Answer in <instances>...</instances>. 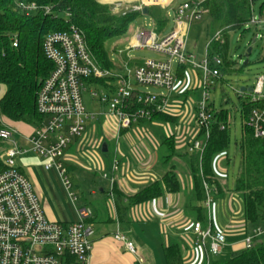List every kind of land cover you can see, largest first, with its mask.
<instances>
[{
	"label": "built area",
	"instance_id": "built-area-1",
	"mask_svg": "<svg viewBox=\"0 0 264 264\" xmlns=\"http://www.w3.org/2000/svg\"><path fill=\"white\" fill-rule=\"evenodd\" d=\"M209 1L183 0L176 3L177 0H110L108 4L114 12L123 15L128 12L143 13L144 7L150 9L158 6L165 11L169 10L170 17L172 10L174 22V28L166 34H162L163 30L136 26L130 40L126 41L123 37L113 41L110 56L115 52L124 59L122 68L114 63L118 67L116 72L103 69L96 63L85 34L75 24H70L67 30L51 32L45 36L43 49L53 69L42 81L37 93V110L43 117L42 124L34 127L32 135L26 138L28 147L17 138L22 136L25 140L23 133L14 128L0 127V144L3 148L0 159L6 164V169L0 172V264H67L68 258L73 259L72 264H89L94 248L95 231L88 222L92 211L88 207L78 208V218L69 223L49 219L32 181L17 166L18 157L29 152L36 153L46 170L57 171L70 199L75 203L78 197L74 184L63 164L64 154L75 137L82 134L88 122L102 115L113 119L119 136L123 129L143 119H152L157 112H164L173 95L180 89L179 71L184 67H190L198 73L201 99L195 109L196 123L199 133L204 131V136L209 137L215 107L214 102L210 101V92L222 78L219 67L222 59L208 56L209 43L204 59L198 62L195 52L189 51L186 45L190 26L203 13L210 12L206 8ZM18 6L27 14L42 9L45 13L51 12L50 7H40L36 3L22 1ZM261 20V17L254 15L250 25H258ZM221 34L219 30L214 39H219ZM122 40L126 41L124 47L120 43ZM14 46H17V42H14ZM136 49L152 50L160 58L145 59L138 66L131 67L126 60L127 55ZM110 78H114V81ZM100 80L109 81L105 84L100 83ZM93 85L100 87V90ZM263 86L264 76L261 75L253 87V101L264 98ZM152 88L158 91L152 92ZM85 91L90 93L93 102L106 104L107 111L101 113L89 110L84 101ZM105 91L113 93V97H108ZM241 93L238 91V94ZM247 125L255 137H263L264 108L254 109ZM204 147V141L198 135L189 144V151L200 153L202 159ZM118 169L119 160L115 159L112 172ZM103 177L110 180L112 190L114 178L109 177L108 173H104ZM204 187L208 221L204 224L195 220L187 227L195 255L192 264H210L211 257L222 253L230 233L229 229L213 227V199L207 182H204ZM242 233L245 235V249H249L254 239L264 233V229L256 227L252 233L243 229ZM114 238L137 261H143L135 242L119 228Z\"/></svg>",
	"mask_w": 264,
	"mask_h": 264
},
{
	"label": "crops",
	"instance_id": "crops-1",
	"mask_svg": "<svg viewBox=\"0 0 264 264\" xmlns=\"http://www.w3.org/2000/svg\"><path fill=\"white\" fill-rule=\"evenodd\" d=\"M99 1L104 4L110 2ZM126 60L131 67L138 66L144 61L129 58ZM179 81L180 89L173 95L164 112H157L152 119H143L123 129L119 136L113 119L102 115L87 123L82 134L75 137L64 154V166L66 164L72 168L79 166L93 174L92 177H84L80 173H75L71 179L76 180L74 188L79 192L82 208L88 207L92 211V217L88 221L95 235L89 264H158L155 259L156 249L164 253V246L176 242L181 246L185 264H192L194 261L195 255L187 227L196 220L194 207L200 204L193 198L195 184L189 163L193 153L189 151V144L199 135L195 110L200 100L199 76L194 69L184 67L179 71ZM4 91L5 88L3 93ZM244 92L250 93L248 89ZM88 109L101 113L107 111L104 105ZM0 118L5 121L3 126L17 129L25 135V140L22 136L17 138L28 147L26 138L32 135L34 126L11 121L1 114ZM171 143L174 154L165 161L172 153L169 149ZM31 153L37 158H33L34 160L43 164L41 158L34 152L22 157ZM108 158L111 160L108 161ZM115 159L119 160V169L112 172ZM21 162L19 166L32 181L48 218L61 223L75 221L77 215L70 219L63 212L55 213L51 206L52 202H58V194L63 191V186L55 173L52 175L58 181L60 189L58 186H52L50 182L39 180L30 159L27 160L25 157V162ZM230 163L231 159L226 150L216 154L212 160V168L217 183L207 184L213 199L211 208L213 227L229 229L225 247L231 246L235 252H240L245 250L243 229L252 233L256 227L263 229L264 227L247 223L243 196L235 188L236 179L231 177V180H228ZM171 168L179 177L178 192L167 190L162 181L165 172ZM104 173L114 178L115 190H111V182L103 177ZM156 182L162 183L161 196L129 204V197ZM116 191L122 194L121 201L125 206L121 215L118 212ZM204 204L203 206L206 205ZM118 228L135 242L142 262L137 261L136 257L127 252L123 244L114 238ZM263 239L264 233L259 235L258 242Z\"/></svg>",
	"mask_w": 264,
	"mask_h": 264
},
{
	"label": "trees",
	"instance_id": "trees-1",
	"mask_svg": "<svg viewBox=\"0 0 264 264\" xmlns=\"http://www.w3.org/2000/svg\"><path fill=\"white\" fill-rule=\"evenodd\" d=\"M22 1L36 3L40 7H50L51 12L45 13L42 9L27 14L18 6ZM253 1L211 0L207 3L222 32L219 39L210 43L208 56L213 58L215 53L219 55L222 59L219 66L221 72L234 69L235 62L229 59L230 33L248 30L255 15ZM261 8L264 10V4ZM63 13L68 16L67 19L62 17ZM149 13L159 27L165 25L164 9L153 6L150 7ZM138 14L139 12H128L123 15L114 12L110 5L99 0H0V84L5 87L0 97L1 116L34 127L42 124L43 117L37 110V93L42 81L53 69V64L46 58L43 49L47 34L67 30L70 24H75L85 34L96 63L103 69L115 71L116 65L111 59L109 46L127 34ZM14 42H17V46H14ZM110 79L114 81V78ZM107 81L109 80H100V83L106 84ZM258 108H264V98L253 101L250 97L241 106V172L236 178L235 188L243 196L247 223L264 227V136L255 137L253 130L247 125L251 112ZM231 118L232 115L227 109L214 107L209 137L204 136V131L199 133L205 146L202 159L200 153H193L189 159L195 184L193 198L200 204L194 207L196 220L204 224L207 223L208 217V209L204 204L207 199L204 182L217 183L212 160L230 145ZM169 149L172 153L165 161L174 154L172 143ZM5 169L6 164L0 159V172ZM162 181L167 190H180L179 177L173 168L165 172ZM162 194V183L156 182L128 200L129 204H137ZM116 200L121 215L125 206L121 201L122 194L118 191ZM258 239L259 237L254 239L251 248L234 254L226 261L211 257L210 264H264V239L260 242ZM163 251L167 264H185L179 243L164 246ZM72 260L68 258L67 264H72Z\"/></svg>",
	"mask_w": 264,
	"mask_h": 264
},
{
	"label": "rangeland",
	"instance_id": "rangeland-1",
	"mask_svg": "<svg viewBox=\"0 0 264 264\" xmlns=\"http://www.w3.org/2000/svg\"><path fill=\"white\" fill-rule=\"evenodd\" d=\"M183 0H177L176 3L182 2ZM107 4V3H106ZM264 4V0H254L253 1V10L254 14L257 18H262L260 23L258 25H250L248 27V30H236L230 33V57L229 59L233 60L235 62L234 69L233 70H222V78H220L215 84L213 89L210 92V101L213 103L217 109H227L229 113H231V129H230V145L228 149L226 150L229 153V157L231 159V163L229 166V177L228 180H231V177L235 178L239 175L241 171V154L239 150V143L242 138V124L243 120L240 114L241 106L243 102H245L248 98L253 96V93H241L238 94V91H241L242 87H254L257 82V78L261 75L264 76V10H262L261 6ZM109 5V4H108ZM206 8L210 9L209 6L206 4ZM169 10L165 11L163 13V16L165 19H167L165 25L163 27H159L158 23L154 22L152 19V16L150 14H143L139 13L134 23L131 25L130 29L128 30L127 34H125V40H130L133 35L136 26L142 27L145 26L148 29L152 30H163L162 34H166L171 32V30L174 28V22H173V11L171 10V14L169 17L168 14ZM62 17L67 19V15L65 13L62 14ZM219 31L218 23L216 18L211 14V12L203 13L201 15L200 19H197L193 22V24L190 26L188 36H187V49L191 52H195L197 55V61L200 62L204 59L205 54L207 52V44L211 43L217 32ZM255 34H258L257 39L254 44L251 43L252 38ZM125 40L120 41L122 44V47H124V44L126 43ZM112 45L109 46L110 49H112ZM252 47V51L250 54L247 55L248 48ZM111 57L114 61V63L119 67H124V59L116 54L115 52L111 53ZM213 57H219L217 53L214 54ZM127 58L129 59H158L160 58V55L155 53L152 50L149 49H136L132 50L128 53ZM116 67V69L118 68ZM115 72L118 71V69ZM86 86L89 87V85L86 84ZM93 87L98 90H100V87L93 85ZM5 87L0 84V96L3 93V89ZM152 92H157L158 89L152 88L150 89ZM264 90V86H263ZM106 95L108 97H113V93L109 91H105ZM84 101L88 108H91L93 106L102 107L100 104L93 103L90 98V93L88 91H85L84 94ZM199 98L201 99V92L199 93ZM93 103V104H92ZM104 106L107 107L105 104ZM3 120L0 118V126L2 127L4 125ZM25 129V128H24ZM25 131V130H23ZM20 140V139H19ZM1 145V144H0ZM3 148L0 146V151L2 152ZM26 159H30V163L32 164L33 171L36 173V176L41 181L50 182V184L54 187H57L60 189L58 185V181L54 178L52 173H55L57 179L61 182V179L58 175V173L54 170H50V172H47L44 168V165L42 163L39 164L37 160H34L33 158H36L35 155L32 153L30 155L24 156V157H18L16 159L17 166H19L20 162H25ZM37 159V158H36ZM111 159L108 158V161ZM21 162V163H23ZM74 166V165H73ZM65 167H67V171L69 176L72 179L73 174L80 173L84 177H92V173L83 170L81 167L74 166L75 168H72L71 165L66 164ZM81 168V169H80ZM95 175V174H94ZM73 184L76 183V180L73 179ZM63 186V184H62ZM78 200L73 203L70 199L67 191L65 190L63 186V191L59 192L58 194V202H52L51 206L55 213L59 214L60 212H63L66 214L68 218H73L77 215L78 208L82 207L81 199L79 192L75 191ZM213 196V195H212ZM78 218V216H77ZM76 218V219H77ZM208 221V217H207ZM157 246V245H154ZM161 250V249H160ZM238 252H235L231 246L225 247L220 255L216 257V259L221 261H226L229 258H231L234 254ZM155 259H157L158 264H166L164 259V253L158 251L156 249Z\"/></svg>",
	"mask_w": 264,
	"mask_h": 264
},
{
	"label": "water",
	"instance_id": "water-1",
	"mask_svg": "<svg viewBox=\"0 0 264 264\" xmlns=\"http://www.w3.org/2000/svg\"><path fill=\"white\" fill-rule=\"evenodd\" d=\"M143 13H144V14H148V13H149V8H148V7H144V9H143ZM257 37H258L257 34H255L254 37L252 38V44L255 43ZM251 51H252V47H249V48H248V51H247V55L250 54ZM246 89H248L249 92H252V91H253V87H249V88H247V87H242V88H241V91L243 92V91H245ZM106 147H107V144L104 145V148H106Z\"/></svg>",
	"mask_w": 264,
	"mask_h": 264
}]
</instances>
